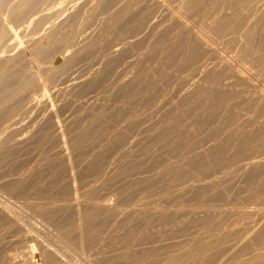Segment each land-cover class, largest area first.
Returning <instances> with one entry per match:
<instances>
[{
    "label": "rangeland",
    "instance_id": "obj_1",
    "mask_svg": "<svg viewBox=\"0 0 264 264\" xmlns=\"http://www.w3.org/2000/svg\"><path fill=\"white\" fill-rule=\"evenodd\" d=\"M135 1L31 0L27 3L13 0L10 5L17 7L13 11L15 13L8 11V4L1 6L4 8L1 12L5 11L3 18L5 16L7 22L10 19L8 26L18 33L15 42L18 46L12 47L13 50L4 46L0 51V54H6L0 55V58L3 56L0 59V132H3L0 134V206H6L11 217L30 234L36 235V241L27 243L29 249L35 254L37 252L40 261L39 242L69 264L85 262L82 259H86V255H81L77 244L79 235H76L83 232L84 236H81L93 254L90 258L94 261L87 260L88 263L91 261L90 264H164L171 253L169 249L174 250V255L181 256L198 247L206 249L205 257L214 260L217 250L226 245V237L240 233L243 226L264 216V97L261 96L264 94V0H157L154 4L150 0ZM24 10L27 15L23 14ZM43 13L45 18L35 23ZM11 15L16 19L10 18ZM175 18H179L186 27H181ZM61 23L67 25L59 27ZM48 24L50 26L47 27ZM54 24L57 27L53 29ZM31 30L36 32L30 33ZM20 31L25 34L21 35ZM195 35L203 36L211 49L201 47ZM2 36L3 33L0 34ZM73 36L77 37L75 41ZM18 39H23L27 45ZM64 52H67L68 59L59 70L39 73V79L45 86L42 89L32 71L35 66L47 65L54 57L62 59L61 53ZM235 71L242 74L239 80L234 78ZM42 94L48 98L46 102ZM256 94L260 99L257 100ZM57 129H62L61 135ZM60 147L65 149L68 158ZM67 166L73 169L72 172ZM68 173L74 174L76 193L69 190L71 186L68 183L70 185L72 180ZM74 194L83 201L81 215L84 218L81 216L80 223L77 222L76 210L68 202ZM97 199H110L113 204L103 212L93 205ZM7 217L0 212L3 219H0V264H7L6 256L10 253L17 256L24 244L28 246L22 242L23 231L18 235L17 226L12 225ZM257 232L258 235L253 234L256 238L252 236L254 239L248 241L250 244L247 242L244 248H238L239 252L235 250V254L232 253L227 264L238 261L259 263L258 260V263L252 262L251 258L264 251L261 249L264 248L261 246L264 224ZM16 240H20V245ZM178 240L185 247H181ZM157 242L166 244L162 249ZM202 257L198 256L196 261L186 264H199ZM156 258L163 260L156 263ZM260 261L259 264H264L262 259ZM47 264L56 263L50 258Z\"/></svg>",
    "mask_w": 264,
    "mask_h": 264
},
{
    "label": "bare ground",
    "instance_id": "obj_2",
    "mask_svg": "<svg viewBox=\"0 0 264 264\" xmlns=\"http://www.w3.org/2000/svg\"><path fill=\"white\" fill-rule=\"evenodd\" d=\"M13 0H0V29H2V33H3V36L2 37H4V39L2 38V37H0V51L1 50H4V49H2L4 46H6L7 48L8 47H10L11 49H12V47L14 48V46H16V48H17V46L18 45H15L16 43V38H17V32H15V31H13L12 30V28L10 27V26H8V23L10 22V19L8 20L9 22H7L6 21V18H5V16H4V18H3V16H2V14H3V12H5V11H3V12H1L2 10V8H1V6H6L7 4H8V6H7V9H8V11L10 12V10H11V12H13L17 7H15V4H13L14 5V7L13 6H11L10 5V3L12 2ZM21 0H19V2H20ZM25 2L27 1V3H31V0H24ZM35 1V0H34ZM40 1V0H39ZM50 1V0H49ZM79 1V0H78ZM84 1V0H83ZM116 1H118V0H116ZM130 1V0H129ZM135 1V0H134ZM151 1V4H152V2H153V4H154V2L156 3V2H158L157 0H150ZM17 3H18V1H16ZM115 2V1H114ZM136 2V1H135ZM208 2V1H207ZM211 2V1H210ZM34 3V2H33ZM41 3V2H40ZM39 3V4H40ZM100 3V2H99ZM147 3V2H146ZM178 3V2H177ZM222 3V2H221ZM36 4V3H35ZM56 4V3H55ZM82 4V3H81ZM87 4V3H86ZM104 4V3H103ZM134 4V3H133ZM149 4V3H148ZM147 4V5H148ZM170 4V3H169ZM26 5V4H25ZM54 5V4H53ZM65 5V4H64ZM75 5V4H74ZM79 5V4H78ZM128 5V4H127ZM143 5V4H142ZM156 5V4H155ZM158 5H160V3L158 4ZM216 5V4H215ZM22 6V5H21ZM24 6V5H23ZM40 6V5H39ZM82 6V5H81ZM124 6V5H123ZM157 6V5H156ZM203 6V5H202ZM26 7V6H25ZM125 7V6H124ZM159 7V6H158ZM188 7V6H187ZM24 8V7H23ZM22 8V9H23ZM32 8V7H31ZM39 8V7H38ZM52 8V7H51ZM59 8V7H58ZM76 8V7H75ZM77 8H79V7H77ZM82 8V7H81ZM84 8V7H83ZM82 8V9H83ZM95 8V7H94ZM196 8V7H195ZM201 8V7H200ZM4 9V8H3ZM10 9V10H9ZM28 9V8H27ZM26 9V10H27ZM29 9H30V7H29ZM37 9V8H36ZM106 9V8H105ZM143 9V8H142ZM166 9V8H165ZM26 10H24V12H23V14L25 13V11ZM50 10V9H49ZM56 10V9H55ZM67 10V9H66ZM66 10H64V11H66ZM92 10H94V9H92ZM96 10V9H95ZM98 10V9H97ZM122 10V9H121ZM140 10H141V8H140ZM163 10V9H162ZM219 10V9H218ZM19 11V10H18ZM30 11V10H29ZM38 11V10H37ZM224 11H226L225 9H224ZM52 12V11H51ZM141 12V11H140ZM172 12V11H171ZM191 12V11H190ZM13 13H15V12H13ZM13 13H11V14H13ZM19 13H21V12H19ZM30 13V12H29ZM33 13V12H32ZM167 13V12H166ZM165 13V14H166ZM173 13V12H172ZM209 13V12H208ZM211 13V12H210ZM22 14V15H23ZM26 14V13H25ZM40 14V13H39ZM96 13H94V15H95ZM101 14V13H100ZM145 14V13H144ZM180 14V13H179ZM229 14V13H228ZM5 15V14H4ZM15 15V14H14ZM14 15H11L12 17H10V18H13V16ZM27 15V14H26ZM29 15V14H28ZM31 15V14H30ZM32 15H34V14H32ZM31 15V16H32ZM45 15L46 14H44L43 13V15H41V16H39L38 17V19H36L34 22L35 23H38V21L39 20H41L42 18L44 19L45 18ZM67 15V14H66ZM74 15V14H73ZM148 15V14H147ZM182 15V14H181ZM209 15V14H208ZM17 16V15H16ZM21 16V15H20ZM25 16V15H24ZM24 16H23V18H24ZM90 16V15H89ZM96 16V15H95ZM171 16V15H170ZM219 16V15H218ZM224 16V15H223ZM22 17V16H21ZM27 17V16H26ZM65 17V16H64ZM77 17V16H76ZM148 17V16H147ZM154 17V16H153ZM171 17H173V16H171ZM175 17H177V16H175ZM206 17V16H205ZM58 18V17H57ZM61 18H63V17H61ZM94 18V17H93ZM209 18V17H208ZM16 19V18H15ZM14 18H13V20H15ZM25 19V18H24ZM29 19H30V17H29ZM172 19V18H171ZM176 19V21L181 25V27L182 26H184L183 28H185L186 27V25L179 19V18H175ZM13 20H12V22H13ZM23 20V19H22ZM64 20H67V17L64 19ZM64 20H62L63 22H64ZM77 20V19H76ZM89 20V19H88ZM111 20V19H110ZM169 20V19H168ZM208 20V19H207ZM216 19H214V21H215ZM18 21V20H17ZM56 21V20H55ZM60 21V20H59ZM114 21V20H113ZM228 21V20H227ZM29 22H30V20H29ZM50 22V21H49ZM66 22V21H65ZM72 22V21H71ZM106 22H107V20H106ZM108 22H109V20H108ZM111 22V21H110ZM109 22V23H110ZM140 22V21H139ZM191 22V21H190ZM17 23V22H16ZM26 23H27V21H26ZM58 24H59V22H57ZM69 23V22H68ZM86 23H88V22H86ZM94 23V22H93ZM50 24V23H49ZM46 25L47 27L48 26H50V25ZM65 24V23H64ZM72 24V23H71ZM70 24V25H71ZM92 24V23H91ZM154 24H156V23H154ZM173 24V23H172ZM10 25V24H9ZM22 25V24H21ZM28 25V24H27ZM57 24H54V25H52L53 26V29L55 28V27H57L56 26ZM63 24L61 23V25H58L59 27H61ZM67 25V24H66ZM66 25H63V26H66ZM90 25V24H89ZM105 25H107V24H105ZM122 25V24H121ZM158 25V24H157ZM211 25V24H210ZM240 25V24H239ZM31 26V25H30ZM55 26V27H54ZM85 26V25H84ZM169 26V25H168ZM167 26V27H168ZM219 26V25H218ZM26 27V26H25ZM24 27V28H25ZM42 27V26H41ZM46 27V28H47ZM138 27V26H137ZM199 27V26H198ZM15 28V27H14ZM16 28H19V27H16ZM27 28V27H26ZM43 28V27H42ZM68 28V27H67ZM106 27H104L103 29H105ZM108 28V27H107ZM155 28V27H154ZM189 28V27H188ZM208 28V27H207ZM34 29V28H33ZM41 29V28H40ZM52 28H50V30H51ZM61 29V28H60ZM109 29V28H108ZM107 29V30H108ZM146 29V28H145ZM191 29V28H190ZM219 29V28H218ZM21 30V29H20ZM38 30V29H37ZM57 30H59V29H57ZM82 30V29H81ZM80 30V31H81ZM142 30H144V29H142ZM173 30V29H172ZM177 30V29H176ZM192 30V29H191ZM205 30V29H204ZM235 30V29H234ZM21 31H23V30H21ZM20 31V32H21ZM25 31V30H24ZM32 31H34V30H31V32L30 33H32ZM49 31V30H48ZM53 30H51V32H52ZM66 31H68V30H66ZM86 31V30H85ZM100 31V30H99ZM104 31V30H103ZM146 31V30H145ZM168 31V30H167ZM233 31V30H232ZM34 32H36V31H34ZM34 32H33V34H34ZM43 32V31H42ZM45 32V31H44ZM70 32V31H69ZM109 32V31H108ZM131 32V31H130ZM2 33H0L1 35H2ZM22 34L21 35H23V34H25V33H23V32H21ZM40 33V32H39ZM38 33V35H40ZM48 33V32H47ZM46 33V34H47ZM56 33V32H55ZM67 33V32H66ZM83 33H84V31H83ZM132 33V32H131ZM148 33V32H147ZM172 33V32H171ZM197 33V32H196ZM202 33H203V31H202ZM259 33V32H258ZM20 34V33H19ZM27 34V33H26ZM49 34H51V33H49ZM53 34H54V32H53ZM57 34V33H56ZM71 34V33H70ZM80 34V33H79ZM93 34V33H92ZM123 34V33H122ZM137 34V33H136ZM20 35V36H21ZM28 35H29V33H28ZM30 35H32V34H30ZM37 35V36H38ZM41 35H43V34H41ZM65 35V34H64ZM82 35H84V34H82ZM79 36V37H82L83 38V36ZM91 35V34H90ZM98 36L100 35V34H97ZM158 35V34H157ZM43 36H45V35H43ZM47 36V35H46ZM58 36V35H57ZM85 36V35H84ZM95 36V35H94ZM153 36V35H152ZM166 36V35H165ZM197 35H195V37H196ZM35 37V36H34ZM67 37V36H66ZM72 37V36H71ZM74 38L76 37V36H73ZM88 37V36H87ZM91 37V36H90ZM132 37V36H131ZM163 37V36H162ZM203 37V36H202ZM201 37V35L199 36H197L196 38H198L197 40H198V42H199V44L201 45V47H203V48H205V49H211V46H209L208 44H207V42L203 39ZM249 37V36H248ZM1 38H2V40H1ZM20 38V37H19ZM33 38V37H32ZM36 38V37H35ZM35 38L33 39V40H35ZM49 38V37H48ZM55 38V37H54ZM74 38H72V39H74ZM77 38V37H76ZM76 38L74 39V41L76 40ZM82 38H81V40H82ZM94 38H96V37H94ZM93 38V39H94ZM117 38V37H116ZM25 39V38H24ZM30 39V38H29ZM29 39H26V40H28L29 41ZM38 39H39V37H38ZM38 39L36 40V41H38ZM50 39V38H49ZM69 39H70V37H69ZM87 39V38H86ZM135 39V38H134ZM19 40V39H18ZM23 40V39H22ZM22 40H19L20 42H23V43H25V41H22ZM32 40V41H33ZM55 40V39H54ZM58 40V39H57ZM56 40V41H57ZM68 40V39H67ZM71 40V39H70ZM79 41H81L80 39H78ZM77 40V41H78ZM207 40V39H206ZM9 41V42H8ZM31 41V40H30ZM76 41V42H77ZM79 41L77 42L78 44H79ZM95 41V40H94ZM97 41V40H96ZM156 41V40H155ZM3 42L5 43V44H3ZM48 42H50V40L48 41ZM54 42V41H53ZM59 42V41H58ZM65 42H67V41H65ZM71 42V41H70ZM90 42H92V41H90ZM122 42V41H121ZM187 42V41H186ZM190 42V41H189ZM34 43H35V45H36V42L34 41ZM39 42H37V44H38ZM56 43V42H55ZM62 43V42H61ZM77 43H75V44H77ZM105 43V42H104ZM149 43H151V42H149ZM170 43V42H169ZM18 44H20V43H18ZM26 44V43H25ZM25 44H20V45H24L25 46ZM60 44V43H59ZM66 44V43H65ZM68 44V43H67ZM71 44V43H70ZM69 44V45H70ZM74 44V45H75ZM80 44H83V43H80ZM87 44H89V43H87ZM136 44V43H135ZM192 44H194V43H192ZM217 44V43H216ZM252 44V43H251ZM19 45V46H20ZM27 45V44H26ZM63 45V44H62ZM250 45V44H249ZM57 46V45H56ZM71 46H73V45H71ZM76 46V45H75ZM79 46V45H78ZM81 47H82V45H80ZM107 46H108V44H107ZM118 46V45H117ZM169 46V45H168ZM182 46V45H181ZM244 46V45H243ZM28 47H29V45H28ZM50 47V46H49ZM77 47V46H76ZM173 47V46H172ZM5 48V47H4ZM25 48V47H24ZM61 48H62V46H61ZM119 48V47H118ZM153 48V47H152ZM9 49V48H8ZM19 49V48H18ZM21 49H23V46L21 47ZM27 49V48H26ZM57 49V48H56ZM55 49V50H56ZM67 49V48H66ZM73 49V48H72ZM100 49H101V47H100ZM114 49V48H113ZM124 49V48H123ZM141 49V48H140ZM213 49V48H212ZM248 49V48H247ZM13 50V49H12ZM14 50H16V49H14ZM20 50V49H19ZM18 50V51H19ZM30 50V49H29ZM36 50V49H35ZM75 50H76V48H75ZM83 50V49H82ZM90 50H91V48H90ZM93 50H95V49H93ZM92 50V51H93ZM119 50H120V48H119ZM218 50V49H217ZM11 51V50H10ZM18 51H17V53H18ZM21 51V50H20ZM31 51V50H30ZM34 51V50H33ZM65 51V50H64ZM70 51V50H69ZM116 51V50H115ZM115 51H113V53L115 52ZM176 51V50H175ZM212 51H214V50H212ZM2 52V51H1ZM4 52V51H3ZM7 52V51H6ZM76 52H77V50H76ZM85 52V51H84ZM104 52V51H103ZM121 52V51H120ZM123 52V51H122ZM12 53V52H11ZM14 53V52H13ZM17 53H16V56H17ZM59 53H60V51H59ZM65 53V52H64ZM64 53H61V55H62V59L60 58H53L52 60H49V63L46 65H44V66H35L36 67V69H34V72L32 71V73H33V75H34V78L37 80V82H38V84H39V86L42 88V89H44V83H43V80L41 81L40 79H39V73H42V72H49V71H53V70H55V69H57L58 68V70H59V67L60 66H62V64H64L63 62H65L66 63V61H65V59H68L67 58V52L64 54ZM82 53V52H81ZM87 53V52H86ZM85 53V54H86ZM96 53V52H95ZM156 53V52H155ZM205 53V52H204ZM243 53V52H242ZM9 54V53H8ZM8 54H7V56H8ZM19 54V53H18ZM73 54V53H72ZM76 54V53H75ZM80 54V53H79ZM82 54H84V53H82ZM99 54V53H98ZM97 54V55H98ZM126 54V53H125ZM164 54V53H163ZM0 55H6V54H0ZM11 55V54H10ZM88 55H90V54H88ZM115 55V54H114ZM177 55V54H176ZM185 55V54H184ZM7 56H6V58H7ZM12 56H14V55H12ZM25 56V55H24ZM75 56V55H74ZM80 56H83V55H80ZM86 56V55H85ZM84 56V57H85ZM167 56V55H166ZM174 56V55H173ZM172 56V57H173ZM213 56V55H212ZM10 57V56H9ZM19 57V56H18ZM23 57V56H22ZM193 57V56H192ZM211 57V56H210ZM215 57H217V56H215ZM3 58V56H1V58L0 59H2ZM6 58H4L5 60H8V59H6ZM100 58V57H99ZM112 58V57H111ZM110 58V59H111ZM146 58V57H145ZM168 58V57H167ZM219 58V57H218ZM221 58V57H220ZM21 59V58H20ZM19 59V60H20ZM31 59V58H30ZM41 59V58H40ZM82 59V58H81ZM118 59H119V57H118ZM243 59V58H242ZM183 60V59H182ZM220 60V59H219ZM253 60V59H252ZM2 61V60H1ZM11 61H13V60H11ZM26 61V60H25ZM47 61V60H46ZM81 61V60H80ZM96 61V60H95ZM102 61V60H101ZM139 61V60H138ZM221 61H222V58H221ZM220 61V62H221ZM5 62V61H4ZM32 62V61H31ZM110 62H111V60H110ZM126 62V61H125ZM212 62V61H211ZM225 62V61H224ZM223 62V63H224ZM1 63H3V62H1ZM12 63V62H11ZM99 63V62H98ZM114 63V62H113ZM138 63V62H137ZM164 63V62H163ZM205 63V62H204ZM29 64V63H28ZM130 64H132V63H130ZM8 65V64H7ZM36 65V64H35ZM147 65V64H146ZM219 65H221V64H219ZM218 64H217V66H219ZM226 65H227V63H226ZM240 65V64H239ZM10 66V65H9ZM69 66H70V64H69ZM187 66V65H186ZM208 66V65H207ZM14 67V66H13ZM66 67V66H65ZM121 67V66H120ZM254 67V66H253ZM25 68V67H24ZM125 68V67H124ZM131 68V67H130ZM244 68V67H243ZM5 69H6V67H5ZM23 69V68H22ZM95 69V68H94ZM129 69V68H128ZM164 69V68H163ZM221 69V68H220ZM237 69V68H236ZM30 70V69H29ZM110 70V69H109ZM184 70V69H183ZM238 70V69H237ZM37 71V72H36ZM63 71V70H62ZM116 71V70H115ZM130 71V70H129ZM150 71V70H149ZM158 71V70H157ZM213 71V70H212ZM215 71V70H214ZM238 71H240V70H238ZM242 71V70H241ZM11 72V71H10ZM13 72V71H12ZM55 72V71H54ZM56 72H57V70H56ZM89 72V71H88ZM106 72H107V70H106ZM118 72H119V70H118ZM152 72V71H151ZM154 72V71H153ZM180 72V71H179ZM218 72V71H217ZM223 72V71H222ZM141 73V72H140ZM197 72H195V74H196ZM241 72H236L235 71V74H234V72H233V74L235 75V77L234 78H236L237 80H239L238 78H241L242 77V74H240ZM31 74V73H30ZM63 74V73H62ZM200 74H201V72H200ZM214 74V73H213ZM244 74V73H243ZM252 74V73H251ZM20 75V74H19ZM60 75V74H59ZM105 75V74H104ZM167 75V74H166ZM225 75V74H224ZM247 75H248V73H247ZM246 75V76H247ZM136 76H137V74H136ZM231 76H232V74H231ZM21 77V76H20ZM148 77V76H147ZM197 77V76H196ZM249 77V76H248ZM2 78V77H1ZM16 78V77H15ZM18 78V77H17ZM95 78H96V76H95ZM189 78V77H188ZM245 79H246V77H244ZM57 79V78H56ZM114 79V78H113ZM143 79V78H142ZM146 79V78H145ZM225 79V78H224ZM244 79V80H245ZM2 80V79H1ZM5 80H6V78H5ZM14 80V79H13ZM130 80V79H129ZM148 80V79H147ZM220 80V79H219ZM226 80H228L227 79V77H226ZM229 80H230V77H229ZM242 80V79H241ZM159 81V80H158ZM232 81V80H231ZM246 81H247V79H246ZM245 81V82H246ZM92 82V81H91ZM111 82V81H110ZM162 82V81H161ZM180 82V81H179ZM2 83V82H1ZM105 83V82H104ZM125 83V82H124ZM127 83V82H126ZM169 83V82H168ZM222 83V82H221ZM220 83V84H221ZM224 83H226V84H230V83H227V81H225ZM5 84V83H4ZM128 84V83H127ZM135 84V83H134ZM148 84V83H147ZM156 84V83H155ZM161 84V83H160ZM173 84H175V83H173ZM187 84V83H186ZM189 84V83H188ZM223 84V83H222ZM96 85V84H95ZM137 85V84H136ZM185 85V84H184ZM194 85V84H193ZM242 85V84H241ZM245 85V84H244ZM251 85V84H250ZM10 86V85H9ZM38 86V87H39ZM113 86V85H112ZM8 87V86H7ZM37 87V86H36ZM117 87V86H116ZM196 87V86H195ZM199 87V86H198ZM226 87V86H225ZM230 87H232V86H230ZM5 88V87H4ZM40 88V89H41ZM194 88V87H193ZM10 89V88H9ZM109 89V88H108ZM219 89V88H218ZM7 90V89H6ZM5 90V91H6ZM107 90V89H106ZM133 90V89H132ZM208 90V89H207ZM206 90V91H207ZM4 91V90H3ZM112 91V90H111ZM164 91V90H163ZM233 91V90H232ZM248 91V90H247ZM2 92V91H1ZM26 92V91H25ZM186 92V91H185ZM220 92V91H219ZM218 92V93H219ZM224 92H225V90H224ZM262 92V91H261ZM261 92H259L260 93V95H261ZM105 93V92H104ZM151 93V92H150ZM201 93V92H200ZM24 94H26V93H24ZM190 94V93H189ZM251 94V93H250ZM1 95V94H0ZM27 95V94H26ZM195 95V94H194ZM233 95V94H232ZM247 95V94H246ZM256 95H258V94H256ZM118 96V95H117ZM133 96V95H132ZM173 96V95H172ZM176 96V95H175ZM226 96V95H225ZM255 96V95H254ZM262 97H264V94H262L261 95ZM260 96V97H261ZM5 97V96H4ZM42 97H43V99L45 100L44 102H46L47 101V97L45 96V94L43 95L42 94ZM103 97V96H102ZM242 97V96H241ZM249 97V96H248ZM247 97V98H248ZM256 97V96H255ZM18 97H16V99H17ZM117 98V97H116ZM121 98V97H120ZM148 98V97H147ZM210 98V97H209ZM226 98V97H225ZM37 99V98H36ZM115 99V98H114ZM157 99V98H156ZM242 99V98H241ZM258 99H260L259 98V95H258V98H257V100ZM232 100V99H231ZM249 100H251V99H249ZM262 100V99H261ZM260 100V101H261ZM148 101V100H147ZM244 101V100H243ZM16 102V101H15ZM221 102V101H220ZM258 102V101H257ZM242 103V102H241ZM143 104V103H142ZM145 104V103H144ZM251 104V103H250ZM4 105V104H3ZM187 105V104H186ZM205 105V104H204ZM220 105V104H219ZM229 105L231 106V104L229 103ZM236 105V104H235ZM262 105V104H261ZM9 106V105H8ZM11 106V105H10ZM9 106V107H10ZM169 106V105H168ZM234 106V105H233ZM245 106V105H244ZM262 106H264V105H262ZM3 107V106H2ZM180 107V106H179ZM208 107V106H207ZM6 108V107H5ZM164 108V107H163ZM182 108V107H181ZM195 108V107H194ZM235 108H237V107H235ZM251 108V107H250ZM2 109V108H1ZM173 109V108H172ZM199 109V108H198ZM204 109V108H203ZM208 110V109H207ZM234 110V109H233ZM236 110V109H235ZM146 111V110H145ZM189 111V110H188ZM57 112V111H56ZM169 112V111H168ZM179 112V111H178ZM230 112H232V111H230ZM241 112V111H240ZM3 113V112H2ZM9 113V112H8ZM58 113V112H57ZM135 113V112H134ZM193 113V112H192ZM205 113V112H204ZM236 113H238V112H236ZM242 113V112H241ZM54 114H55V112H54ZM156 114V113H155ZM234 114V113H233ZM177 115V114H176ZM205 115V114H204ZM238 115V114H237ZM240 115V114H239ZM246 115V114H245ZM55 116V115H54ZM210 116V115H209ZM2 117V116H1ZM176 117V116H175ZM219 117V116H218ZM227 117V116H226ZM9 118V117H8ZM57 118V117H56ZM177 118V117H176ZM209 118V117H208ZM229 118V117H228ZM225 119V118H224ZM123 120V119H122ZM144 120V119H143ZM194 120V119H193ZM245 120H247V119H245ZM8 121V120H7ZM54 121V120H53ZM52 121V122H53ZM59 121V120H58ZM135 121V120H134ZM197 121V120H196ZM213 121V120H212ZM155 122V121H154ZM163 122V121H162ZM248 122V121H247ZM145 123V122H144ZM191 123V122H190ZM221 123V122H220ZM236 123H237V121H236ZM235 123V124H236ZM241 123V122H240ZM5 124V123H4ZM53 124V123H52ZM55 124V123H54ZM155 124H157V123H155ZM197 124V123H196ZM222 124V123H221ZM57 125H58V123H57ZM191 125V124H190ZM15 126V125H14ZM151 126V125H150ZM217 126V125H216ZM257 126V125H256ZM57 127V126H56ZM65 127V126H64ZM174 127V126H173ZM2 128V127H1ZM6 128V127H5ZM11 128H13V126L11 127ZM10 128V129H11ZM215 128V127H214ZM230 128V127H229ZM10 129H8V130H10ZM60 129V128H59ZM59 129H57V133L59 134V135H61V133H60V131L62 130H60L59 131ZM63 129H65V128H63ZM163 129V128H162ZM161 129V130H162ZM4 130V129H3ZM11 130H13V129H11ZM16 130H17V128H16ZM20 130V129H19ZM55 130V129H54ZM253 130V129H252ZM6 131V130H5ZM90 131V130H89ZM104 131V130H103ZM174 131V130H173ZM193 131V130H192ZM64 132V131H63ZM63 132H62V134H63ZM172 132V131H171ZM185 132V131H184ZM194 132V131H193ZM261 132V131H260ZM1 133H3V132H0V134ZM5 133V132H4ZM187 133H189V132H187ZM262 133V132H261ZM6 134V133H5ZM32 134V133H31ZM58 134H57V136H58ZM244 134V133H243ZM249 134V133H248ZM1 135H3V134H1ZM0 135V136H1ZM29 135V134H28ZM149 135V134H148ZM215 135V134H214ZM218 135V134H217ZM48 136V135H47ZM62 136H64V135H62ZM101 136V135H100ZM28 137V136H27ZM35 137V136H34ZM60 137V136H59ZM142 137V136H141ZM189 137V136H188ZM196 137V136H195ZM214 137V136H213ZM6 138H7V135H6ZM21 138H23V137H21ZM56 138H58V137H56ZM261 138V137H260ZM64 139V138H63ZM209 139V138H208ZM218 139V138H217ZM251 139V138H250ZM262 139H264V138H262ZM21 140V139H20ZM26 140V139H25ZM18 142H19V140H18ZM126 142V141H125ZM181 142V141H180ZM202 142V141H201ZM223 142V141H222ZM240 142V141H239ZM242 142V141H241ZM244 142V141H243ZM247 142V141H246ZM64 143H65V141H64ZM238 143V142H237ZM17 144V143H16ZM69 144V143H68ZM181 144V143H180ZM219 144H221V143H219ZM232 144V143H231ZM230 144V145H231ZM63 145V144H62ZM150 145V144H149ZM166 145V144H165ZM184 145V144H183ZM186 145V144H185ZM234 145V144H233ZM244 145V144H243ZM258 145V144H257ZM180 146V145H179ZM219 146V145H218ZM225 146V145H224ZM250 146V145H249ZM1 147V146H0ZM59 147V146H58ZM65 147V146H64ZM68 147V146H67ZM129 147V146H128ZM132 147V146H131ZM200 147V146H199ZM209 147V146H208ZM125 148V147H124ZM184 148V147H183ZM233 148V147H232ZM237 148H239V146L237 147ZM60 149V151L62 152V153H66V151H65V149H63L62 147H60L59 148ZM69 149V148H68ZM77 149V148H76ZM177 149V148H176ZM194 149V148H193ZM197 149V148H196ZM121 150V149H120ZM180 150V149H179ZM241 150V149H240ZM8 151V150H7ZM59 151V150H58ZM170 151V150H169ZM177 151V150H176ZM208 151V150H207ZM214 151V150H213ZM246 151V150H245ZM70 151H68V153H69ZM124 152V151H123ZM122 152V153H123ZM140 152V151H139ZM142 152V151H141ZM222 152V151H221ZM227 152V151H226ZM229 152V151H228ZM202 153V152H201ZM210 153H212V152H210ZM17 154V153H16ZM59 154H60V152H59ZM126 154V153H125ZM177 154V153H176ZM205 154V153H204ZM233 154V153H232ZM72 155V154H71ZM235 155V154H234ZM66 157L68 156L67 155V153H66V155H65ZM69 156H70V153H69ZM133 156V155H132ZM192 156V155H191ZM193 156H194V154H193ZM213 156V155H212ZM245 156V155H244ZM248 156V155H247ZM65 157V158H66ZM72 157V156H71ZM70 157V158H71ZM203 157V156H202ZM246 157V156H245ZM64 158V159H65ZM68 158V157H67ZM66 158V159H67ZM69 158V159H70ZM63 159V158H62ZM65 159V160H66ZM134 159V158H133ZM211 159V158H210ZM250 159V158H249ZM64 160V161H65ZM187 160V159H186ZM232 160V159H231ZM254 160H258V159H254ZM260 160V159H259ZM3 161V160H2ZM13 161V160H12ZM68 161V160H67ZM71 161V160H70ZM70 161L68 162V164L70 163ZM214 161V160H213ZM238 161V160H237ZM241 161V160H240ZM5 162V161H4ZM122 162V161H121ZM239 162V161H238ZM245 162V161H244ZM259 162V161H258ZM15 163V162H14ZM72 163H74V162H72ZM142 163V162H141ZM237 163V162H236ZM117 164V163H116ZM115 164V165H116ZM156 164V163H155ZM249 164V163H248ZM255 164V163H254ZM257 164V163H256ZM5 165V164H4ZM71 164H69V166H70ZM131 165V164H130ZM216 165V164H215ZM218 165V164H217ZM220 165H222V164H220ZM240 165V164H239ZM15 166V165H14ZM69 166H67L66 168H68L69 169V171H71V170H73V169H71V168H69ZM129 166V165H128ZM242 166H243V163H242ZM22 167V166H21ZM36 167V166H35ZM71 167V166H70ZM74 167V166H73ZM127 167V166H126ZM193 167V166H192ZM256 167V166H255ZM258 167H259V165H258ZM139 168V167H138ZM185 168H188V167H185ZM238 168V167H237ZM247 168V167H246ZM251 168V167H250ZM249 168V169H250ZM253 168V167H252ZM38 169V168H37ZM68 169H67V172H68ZM125 169V168H124ZM147 169V168H146ZM260 169V168H259ZM262 169H264V168H262ZM39 170V169H38ZM196 170V169H195ZM194 170V171H195ZM201 170V169H200ZM219 170V169H218ZM222 170V169H221ZM220 170V171H221ZM235 170V169H234ZM253 170V169H252ZM112 171V170H111ZM114 171V170H113ZM127 171V170H126ZM210 171V170H209ZM72 172V171H71ZM177 172V171H176ZM213 172V171H212ZM216 173L218 172V171H215ZM224 172H226V171H224ZM251 172V171H250ZM73 173H75V172H73ZM133 173V172H132ZM185 173V172H184ZM210 173V172H209ZM214 173V172H213ZM249 173V172H248ZM253 173V172H252ZM35 174V173H34ZM68 174H70V178H71V180H72V183L70 182V180H69V182L71 183L70 185H69V183H68V186L71 188H69V190H70V192H74V193H76L75 191H76V186H75V184H73V182H74V174L72 175V173H68ZM67 174V175H68ZM240 174V173H239ZM246 174V173H245ZM261 174V173H260ZM21 175V174H20ZM110 175V174H109ZM196 175V174H195ZM210 175H212V173L210 174ZM217 175V174H216ZM222 175V174H221ZM221 175H219V177L221 176ZM254 175V174H253ZM18 176V175H17ZM26 176V175H25ZM148 176H149V174H148ZM229 177V176H228ZM232 177V176H231ZM34 178V177H33ZM95 178V177H94ZM135 178H137V177H135ZM171 178V177H170ZM247 178V177H246ZM257 178V177H256ZM80 179V178H79ZM158 179V178H157ZM156 179V180H157ZM211 179V178H210ZM214 179V178H213ZM220 179V178H219ZM11 180V179H10ZM150 180V179H149ZM223 180V179H222ZM232 180V179H231ZM242 180V179H241ZM240 180V181H241ZM30 181V180H29ZM68 181V180H67ZM187 181H189L188 179H187ZM217 181V180H216ZM91 182V181H90ZM215 182V181H214ZM16 183V182H15ZM25 183V182H24ZM36 183V182H35ZM109 183V182H108ZM127 183V182H126ZM144 183V182H143ZM176 183V182H175ZM225 183V182H224ZM235 183V182H234ZM259 183V182H258ZM167 184H169V183H167ZM189 184V183H188ZM215 184V183H214ZM222 184V183H221ZM145 185V184H144ZM164 185H166V184H164ZM186 185V184H185ZM196 185V184H195ZM201 185V184H200ZM212 185V184H211ZM206 186V185H205ZM204 186V187H205ZM190 187V186H189ZM194 187V186H193ZM39 188V187H38ZM203 188V187H202ZM234 188V187H233ZM19 189V188H18ZM79 189V188H78ZM191 189H193V188H191ZM196 189V188H195ZM194 189V190H195ZM204 189V188H203ZM206 189V188H205ZM226 189V188H225ZM153 191V190H152ZM202 191V190H201ZM17 192V191H16ZM57 192V191H56ZM72 192V193H73ZM157 192V191H156ZM184 192V191H183ZM186 192H187V190H186ZM190 192V191H189ZM229 192V191H228ZM71 193V194H72ZM179 193H180V191H179ZM234 193V192H233ZM258 193V192H257ZM114 194V193H113ZM130 194V193H129ZM132 194V193H131ZM214 194V193H213ZM78 194H74L73 196L71 195V197L68 199V198H65V200L66 199H68V202L70 203V205L76 210V215H77V217H76V215L74 214V216L77 218V222L78 223H80V221H81V207H82V202L83 201H81V199H78L76 196H77ZM211 195V194H210ZM41 196V195H40ZM70 196V195H69ZM79 196V195H78ZM108 196V195H107ZM196 196H197V194H196ZM212 196V195H211ZM44 197V196H43ZM103 197V196H102ZM214 197V196H213ZM231 197V196H230ZM34 198V197H33ZM41 198V197H40ZM219 198V197H218ZM226 198V197H225ZM35 199V198H34ZM50 199V198H49ZM88 199V198H87ZM163 199V198H162ZM170 199V198H169ZM177 199H179V198H177ZM217 199V198H216ZM220 199V198H219ZM230 199V198H229ZM51 200V199H50ZM56 200H59V199H56ZM63 200V199H62ZM152 200V199H151ZM182 201V200H181ZM188 201V200H187ZM210 201V200H209ZM50 202V201H49ZM58 202V201H57ZM63 202V201H62ZM92 202V201H91ZM167 202V201H166ZM198 202V201H197ZM218 202V201H217ZM4 203V202H3ZM46 203V202H45ZM56 203V202H55ZM87 203H88V201H87ZM151 203V202H150ZM188 203V202H187ZM5 204V203H4ZM3 204V205H4ZM65 204V203H64ZM89 204H91V203H89ZM96 205L97 206V208L96 209H99V208H101L100 210L101 211H105V210H107V209H109V208H111V206H112V201L110 200V199H97V200H95V202H93V205ZM121 204V203H120ZM133 204V203H132ZM136 204V203H135ZM159 204V206H160V204L161 203H158ZM196 204V203H195ZM208 204V203H207ZM221 204V203H220ZM5 205H7V204H5ZM9 205V204H8ZM7 205V206H8ZM38 205V204H37ZM50 205V204H49ZM63 205V204H62ZM84 205V204H83ZM156 205V204H155ZM59 206V205H58ZM57 206V207H58ZM69 206V205H68ZM95 206V207H96ZM139 206V205H138ZM189 206V205H188ZM201 206V205H200ZM211 206V205H210ZM236 206V205H235ZM9 207V206H8ZM46 207V206H45ZM44 207V208H45ZM63 207H64V205H63ZM99 207V208H98ZM117 207V206H116ZM125 207V206H124ZM137 207V206H136ZM143 207V206H142ZM207 207V206H206ZM209 207V206H208ZM221 207V206H220ZM253 207V206H252ZM12 208H13V206H12ZM43 208V207H42ZM48 208V207H47ZM60 208V207H59ZM84 208V207H83ZM86 208V207H85ZM114 208H115V206H114ZM148 208V207H147ZM152 208V207H151ZM155 208V207H154ZM203 208V207H202ZM210 208V207H209ZM11 209V208H10ZM15 209V208H14ZM49 209V208H48ZM63 209V208H62ZM73 209V210H74ZM102 209H104V210H102ZM125 209V208H124ZM139 209H141V208H139ZM181 209V208H180ZM198 209V208H197ZM234 209V208H233ZM56 210V209H55ZM72 210V209H71ZM129 210V209H128ZM147 210V209H146ZM156 210V209H155ZM154 210V211H155ZM162 210V209H161ZM189 210V209H188ZM212 210V209H211ZM219 210V209H218ZM7 211H8V208L6 207V206H0V212H2V213H4L6 216H8L7 218H10V220L12 221L11 222V224L12 225H16L17 227V230H19V234L18 235H20L21 234V232H22V234L24 233V235H23V237H22V242H26L27 243V241H36V238H35V236H33V234H30L28 231L29 230H27V228L26 229H24L21 225H20V223L17 221V219H15V218H13V217H11L8 213H7ZM60 211V210H59ZM83 211V210H82ZM84 211H85V209H84ZM83 211V212H84ZM97 211V210H96ZM99 211V210H98ZM119 211V210H118ZM138 211V210H137ZM148 211V210H147ZM42 212V211H41ZM49 212H51V211H49ZM57 212H58V210H57ZM68 212V211H67ZM93 212V211H92ZM100 212V211H99ZM157 212V211H156ZM177 212V211H176ZM197 212V211H196ZM210 212V211H209ZM223 212V211H222ZM221 212V213H222ZM255 212V211H254ZM11 213V212H10ZM70 213V212H69ZM73 213H74V211H73ZM102 213V212H101ZM101 213H99V215L101 214ZM107 213V212H106ZM105 213V214H106ZM131 213H133V212H131ZM130 213V214H131ZM150 213H152V212H150ZM183 213V212H182ZM185 213V212H184ZM206 213H208V212H206ZM67 214V213H66ZM91 214V213H90ZM128 214V213H127ZM137 214V213H136ZM141 214V213H140ZM163 214V213H162ZM192 214V213H191ZM12 215V214H11ZM14 215V214H13ZM98 215V214H97ZM145 215V214H144ZM161 215V214H160ZM181 215V214H180ZM206 215V214H205ZM94 216V215H93ZM142 216V215H141ZM179 216V215H178ZM66 217V216H65ZM83 217V216H82ZM116 217V216H115ZM118 217V216H117ZM116 217V218H117ZM208 217V216H207ZM6 218V217H5ZM68 218V217H67ZM75 218V219H76ZM84 218V217H83ZM113 218V217H112ZM119 218V217H118ZM127 218V217H126ZM151 218H153V217H151ZM162 218H163V216H162ZM168 218V217H167ZM178 218V217H177ZM1 219V218H0ZM26 219V218H25ZM259 219V218H258ZM1 220H3V219H1ZM19 220V219H18ZM47 220V219H46ZM45 219H44V221H46ZM72 220H74V219H72ZM108 220V219H107ZM163 220V219H162ZM174 220V219H173ZM245 220V219H244ZM64 221H66V220H64ZM83 221V220H82ZM120 221H121V219H120ZM4 222V221H3ZM6 222V221H5ZM138 222V221H137ZM203 222V221H202ZM47 223H49V222H47ZM83 223H84V221H83ZM97 223V222H96ZM105 223V222H104ZM124 223V222H123ZM149 223H150V221H149ZM164 223V222H163ZM167 223V222H166ZM198 223V222H197ZM245 223V222H244ZM7 223H5V225H6ZM35 224V223H34ZM43 224V223H42ZM85 224V223H84ZM99 224V223H98ZM97 224V225H98ZM108 224V223H107ZM126 224V223H125ZM262 224H264V216H262L261 215V217H260V219L259 220H256V222H253V223H250V224H248L247 226L245 225V227L243 226V228H242V231L240 232V233H237V234H235V235H233L232 237H230V238H228V237H226V239H225V243H226V245L221 249H218L217 250V254L215 253V258H214V260L212 259V260H210V258L209 257H205V253H207V250L205 249H201V248H195L194 250H192V249H189L188 251H186L185 252V249L183 250L185 253L183 254V255H174L175 253L173 252V251H170V249H169V252H173V254H169V252L168 251H166V252H168L167 254H169L167 257V259H166V261H165V259L162 257L165 253V251L164 252H162L163 253V255H161V257L164 259H161V261L163 260V262L165 261V263L164 264H179L180 262L181 263H184V264H186V263H188V262H191V261H196V257H198V256H203L202 258H201V261H199L200 263L199 264H227L226 262L228 261V259H230V256L232 255V253H234L235 254V250H236V252L238 251V250H240V249H238V248H240V247H242L243 245H245L250 239H251V241L254 239V238H256V237H254V233H256L257 232V229H259V226L260 225H262ZM3 225H4V223H3ZM27 225V224H26ZM45 225V224H44ZM81 225H83V224H81ZM109 225V224H108ZM122 225V224H121ZM242 225H243V223H242ZM2 226V225H1ZM30 227L29 228H32L31 227V225H29ZM46 226H47V224H46ZM85 226V225H84ZM100 226V225H99ZM139 226V225H138ZM7 227V226H6ZM87 227H88V225H87ZM96 227V226H95ZM166 227V226H165ZM242 227V226H241ZM5 228V227H4ZM10 228V227H9ZM45 228H47V227H45ZM61 228V227H60ZM148 228V227H147ZM239 228V227H238ZM261 229H262V227H260ZM37 229V228H36ZM48 229V228H47ZM73 229V228H72ZM102 229V228H101ZM129 229V228H128ZM176 229V228H175ZM64 230V229H63ZM83 230V229H82ZM104 230V229H103ZM162 230V229H161ZM223 230V229H222ZM225 230V229H224ZM234 230V229H233ZM5 231V230H4ZM31 231V230H30ZM49 231V230H48ZM84 231V230H83ZM82 231V232H83ZM97 231V230H96ZM108 231H109V229H108ZM163 231V230H162ZM235 231V230H234ZM262 231V230H261ZM14 232H16V231H14ZM37 232V231H36ZM57 232V231H56ZM81 232V233H82ZM100 232V231H99ZM103 232V231H102ZM139 232V231H138ZM149 232V231H148ZM172 232V231H171ZM222 232V231H221ZM228 232V231H227ZM231 232H233L232 230H231ZM231 232L229 233V234H231ZM238 232V231H237ZM58 233V232H57ZM84 233V232H83ZM82 233V234H83ZM101 233V232H100ZM173 233V232H172ZM181 233V232H180ZM258 233V232H257ZM256 233V234H257ZM2 234V233H1ZM14 234H17V233H14ZM36 234V233H35ZM81 234V235H82ZM144 234V233H143ZM178 234V233H177ZM219 234V233H218ZM228 234V235H229ZM255 234V235H256ZM12 235V234H11ZM76 235H79L78 236V243L77 244H79V247H80V252H81V255H83V256H85L86 257V259H82V260H84L85 262H87L88 263V261L87 260H90L91 258V256L93 255V254H91V251L88 249V246L86 247V244L87 243H85V241L83 240V238H82V236L80 235V233H76ZM100 235V234H99ZM98 235V236H99ZM103 235H104V232H103ZM148 235V234H147ZM168 235V234H167ZM192 235V234H191ZM258 235V234H257ZM262 235V234H261ZM83 236H84V234H83ZM157 236H159V235H157ZM172 236H173V234H172ZM175 236V235H174ZM178 236V235H177ZM176 236V237H177ZM180 236H183V235H180ZM179 236V237H180ZM190 235H188V237H189ZM213 236V235H212ZM211 236V237H212ZM254 238H253V237ZM50 237V236H49ZM73 237V236H72ZM166 237V236H165ZM164 237V238H165ZM184 237V236H183ZM210 237V238H211ZM252 237V238H251ZM261 237V236H260ZM20 238V237H19ZM19 238H17V240L19 239ZM38 238V237H37ZM100 237H98V239H99ZM111 238V237H110ZM158 238V237H157ZM161 238V237H160ZM174 238V237H173ZM178 238V237H177ZM182 238V237H181ZM185 238H187V236H185ZM12 239V238H11ZM14 239H16V237L14 238ZM75 239H77V238H75ZM149 239V238H148ZM155 239H156V237H155ZM169 239V238H168ZM172 239V238H171ZM180 239V238H179ZM216 239V238H215ZM219 239H221V238H219ZM222 239H223V237H222ZM9 240V239H8ZM16 240V241H17ZM62 240V239H61ZM68 240V239H67ZM87 240V239H86ZM90 240V239H89ZM110 240V239H109ZM142 240H144V239H142ZM150 240V239H149ZM153 240H154V238H153ZM159 240V239H158ZM167 240V239H166ZM173 240H175V238L173 239ZM177 240V239H176ZM175 240V241H176ZM185 240V239H184ZM189 241H190V238L188 239ZM208 240H210V239H208ZM211 240H212V238H211ZM15 241V240H14ZM40 241V240H39ZM97 240H95V242H96ZM151 241H152V239H151ZM155 241V240H154ZM157 241V240H156ZM178 241H180V240H178ZM183 241V240H182ZM186 241V240H185ZM205 241V240H204ZM250 241V242H251ZM12 242H13V240H12ZM18 242V241H17ZM16 242V243H17ZM19 242H20V240H19ZM18 242V243H19ZM50 242V241H49ZM135 242V244H136V241H134ZM160 242V241H159ZM159 242H157V245H161V247L163 246V244H164V246H165V244L166 243H162V244H159ZM162 242V241H161ZM160 242V243H161ZM166 242H168V241H166ZM170 242V241H169ZM169 242H168V244H169ZM181 242V241H180ZM205 242H207V241H205ZM104 243V242H103ZM107 243V242H106ZM140 243V242H139ZM152 243H156V242H153L152 241ZM171 243V242H170ZM175 243V242H174ZM249 243V242H248ZM22 245H23V243H21ZM28 244V243H27ZM72 244V243H71ZM76 244V245H77ZM97 244H99V243H97ZM108 244V243H107ZM142 244V243H141ZM179 244H182V242L181 243H179ZM186 244V243H185ZM195 244V243H194ZM193 244V245H194ZM250 244V243H249ZM18 245H20V243L18 244ZM25 246L23 247V250L17 255V253L15 254V255H17V256H13V255H11V253H10V255H7L6 257H7V259H8V262L10 263V264H47V260L49 259L50 260V258H52L54 261H55V263L56 264H69V263H67V261H65V260H63L62 258H60L56 253H55V251L53 252V251H51L49 248H47V245H43V243L42 244H40V242L39 243H37V245H38V248L40 249V259L42 260V261H40L39 260V257H37L38 255H37V252H36V254L34 253L35 251H33L32 249H29V244H28V246L26 245V244H24ZM72 245H74V244H72ZM93 245V244H92ZM106 245V244H105ZM104 245V246H105ZM127 245V244H126ZM173 245V244H172ZM196 245V244H195ZM204 245V244H203ZM247 245V244H246ZM262 245H264V240H262V244H261V246ZM2 246V245H1ZM78 246V245H77ZM98 246V245H97ZM100 246V245H99ZM102 246V245H101ZM107 246V245H106ZM148 246V245H147ZM167 246V245H166ZM184 245L182 244L181 245V247H183ZM197 246H199V245H197ZM255 246V245H254ZM254 246H253V248H254ZM51 247V246H50ZM78 247V248H79ZM140 247V246H139ZM142 247V246H141ZM145 247V246H144ZM178 247H179V245H178ZM185 247V246H184ZM193 247V246H192ZM220 247V246H219ZM245 246H243L242 248H244ZM247 247V246H246ZM250 247V246H249ZM256 247V246H255ZM90 248V247H89ZM96 248V247H95ZM98 248V247H97ZM103 248V247H102ZM146 248H148V247H146ZM145 248V249H146ZM167 248V247H166ZM169 248V247H168ZM175 248V247H174ZM187 249L189 248V247H186ZM252 248V247H251ZM257 248V247H256ZM261 248V247H260ZM6 249V248H5ZM14 249V248H13ZM99 249V248H98ZM126 249V248H125ZM150 249V248H149ZM152 249V248H151ZM157 249V248H156ZM156 249H154V251H156ZM162 249H163V247H162ZM173 249V248H172ZM179 249V248H178ZM261 249H264V248H261ZM55 250V249H54ZM93 250H95V249H93ZM130 250H131V248H130ZM129 250V251H130ZM158 250V249H157ZM166 250V249H165ZM177 250V249H176ZM216 250V249H215ZM252 250H254V249H252ZM251 250V251H252ZM6 251V250H5ZM39 251V250H38ZM78 251V250H77ZM90 251V252H89ZM107 251V250H106ZM138 251V250H137ZM141 251V250H140ZM158 251H163V250H158ZM248 251V250H247ZM2 252V251H1ZM98 252V251H97ZM120 252V251H119ZM135 252H136V250H135ZM151 252H152V250H151ZM239 252V251H238ZM39 253V252H38ZM95 253V252H94ZM123 253H125V252H123ZM138 253V252H137ZM157 253V252H156ZM177 253V252H176ZM3 254H5V253H3ZM14 254V253H13ZM112 254V253H111ZM131 254V253H130ZM151 254V253H150ZM154 254V253H153ZM179 254V253H178ZM248 254V253H247ZM251 254V253H250ZM6 255V254H5ZM67 255V254H66ZM125 255H126V253H125ZM236 255H238L237 253H236ZM251 255H253V254H251ZM64 256V255H63ZM108 256H110V255H108ZM114 256H115V254H114ZM151 257H152V255H150ZM160 256V255H159ZM164 256H166V255H164ZM244 256V255H243ZM65 257V256H64ZM67 257H70V256H67ZM72 257V256H71ZM94 257H95V255H94ZM119 257V256H118ZM124 257H126V256H124ZM155 257V256H154ZM154 257L152 258L153 259V261H154ZM214 257V256H213ZM240 257H242V256H240ZM247 257H249V256H247ZM247 257H246V259H247ZM73 258V257H72ZM82 258V257H81ZM131 258V257H130ZM139 257H137V259H138ZM147 258H149V257H147ZM146 258V259H147ZM166 258V257H165ZM245 258V257H244ZM6 259V258H5ZM68 259V258H67ZM75 259H76V257H75ZM95 259H97V258H95ZM105 259V258H104ZM151 259V260H152ZM157 259V261H155L156 263L159 261L158 260V258H156ZM233 259V258H232ZM262 259V261H264V251H259V252H257V253H255L254 255H253V257L251 258V260H252V262L254 261H256V263H258L257 262V260L259 261V263H261V260ZM93 260V258L91 259V261ZM112 260V259H111ZM117 260V259H116ZM150 260V261H151ZM4 261H6V260H4ZM72 261H74V260H72ZM91 261H89V263L88 264H90L91 263ZM94 261V260H93ZM114 261V260H113ZM142 261V260H141ZM147 261V260H146ZM161 261H159V262H161ZM231 261H233V260H231ZM8 262H7V264H8ZM75 262V261H74ZM77 262V261H76ZM79 262V261H78ZM85 262H83L82 263V261H81V263L80 264H84ZM143 262V261H142ZM155 262H153V263H155ZM96 263H97V261H96ZM106 263V262H105ZM107 263H109V262H107ZM110 263H112V262H110ZM121 263V262H120ZM151 263V262H150ZM229 264H231L230 262H228ZM258 263V264H259ZM72 264H75V263H72ZM76 264H78V263H76ZM93 264V263H92ZM119 264V263H118ZM129 264V263H128ZM135 264V263H134ZM159 264V263H158ZM198 264V263H197ZM233 264V263H232ZM235 264V263H234ZM236 264H251V262H248V261H238V262H236Z\"/></svg>",
    "mask_w": 264,
    "mask_h": 264
}]
</instances>
